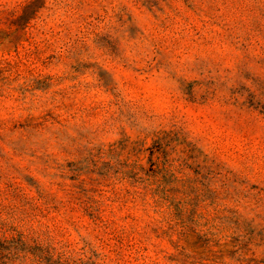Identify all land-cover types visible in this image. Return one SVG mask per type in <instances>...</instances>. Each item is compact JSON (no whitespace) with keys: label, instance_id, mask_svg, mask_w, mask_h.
Segmentation results:
<instances>
[{"label":"rangeland","instance_id":"374dc122","mask_svg":"<svg viewBox=\"0 0 264 264\" xmlns=\"http://www.w3.org/2000/svg\"><path fill=\"white\" fill-rule=\"evenodd\" d=\"M0 0V264H264V0Z\"/></svg>","mask_w":264,"mask_h":264},{"label":"trees","instance_id":"16d2710c","mask_svg":"<svg viewBox=\"0 0 264 264\" xmlns=\"http://www.w3.org/2000/svg\"><path fill=\"white\" fill-rule=\"evenodd\" d=\"M39 0H30L27 5H38Z\"/></svg>","mask_w":264,"mask_h":264}]
</instances>
